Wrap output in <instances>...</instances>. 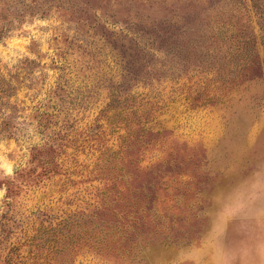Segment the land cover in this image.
I'll use <instances>...</instances> for the list:
<instances>
[{
  "label": "rangeland",
  "instance_id": "1",
  "mask_svg": "<svg viewBox=\"0 0 264 264\" xmlns=\"http://www.w3.org/2000/svg\"><path fill=\"white\" fill-rule=\"evenodd\" d=\"M0 264H264V0H0Z\"/></svg>",
  "mask_w": 264,
  "mask_h": 264
}]
</instances>
